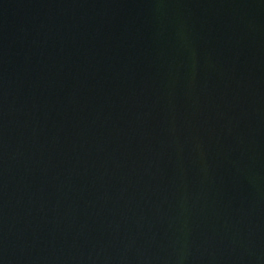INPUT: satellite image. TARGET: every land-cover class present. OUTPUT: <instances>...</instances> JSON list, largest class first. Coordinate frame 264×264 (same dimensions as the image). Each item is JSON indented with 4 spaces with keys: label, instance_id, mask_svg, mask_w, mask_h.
I'll return each mask as SVG.
<instances>
[{
    "label": "water",
    "instance_id": "obj_1",
    "mask_svg": "<svg viewBox=\"0 0 264 264\" xmlns=\"http://www.w3.org/2000/svg\"><path fill=\"white\" fill-rule=\"evenodd\" d=\"M0 264H264V0H0Z\"/></svg>",
    "mask_w": 264,
    "mask_h": 264
}]
</instances>
